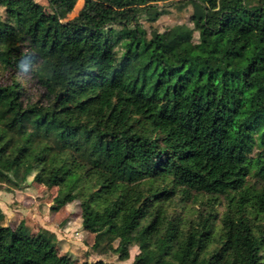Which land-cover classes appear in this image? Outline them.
Segmentation results:
<instances>
[{
  "label": "trees",
  "instance_id": "1",
  "mask_svg": "<svg viewBox=\"0 0 264 264\" xmlns=\"http://www.w3.org/2000/svg\"><path fill=\"white\" fill-rule=\"evenodd\" d=\"M77 1L0 0V184L57 187L129 264H264V0ZM56 244L0 209V264Z\"/></svg>",
  "mask_w": 264,
  "mask_h": 264
},
{
  "label": "rangeland",
  "instance_id": "2",
  "mask_svg": "<svg viewBox=\"0 0 264 264\" xmlns=\"http://www.w3.org/2000/svg\"><path fill=\"white\" fill-rule=\"evenodd\" d=\"M34 1L46 7V0ZM81 4L82 0H78L73 12ZM187 17L188 14L185 11L170 9L169 12L160 15L156 23L159 26H169L184 22ZM255 45L259 52H264V47L259 40L255 42ZM263 77L264 70L258 74L257 82H260ZM257 136L258 134H255V138ZM254 151H257L256 146ZM27 182L26 187L11 190H6L5 185L0 184V209L8 225L14 227L22 220L31 234H34L40 227L53 231L57 237L58 254L69 255L73 264H79L85 260L92 262L97 259H103L107 264L132 262L138 249L135 246H129L130 239H116L107 247V253H97L91 248L94 240L93 234L82 228L78 201H72L58 210H53L51 207L54 204L53 197L57 187H46L32 181L30 177ZM140 258L143 264H161L152 252Z\"/></svg>",
  "mask_w": 264,
  "mask_h": 264
}]
</instances>
